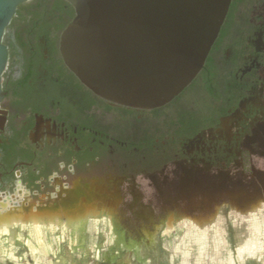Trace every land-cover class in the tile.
Returning <instances> with one entry per match:
<instances>
[{
    "label": "flooded vegetation",
    "instance_id": "1",
    "mask_svg": "<svg viewBox=\"0 0 264 264\" xmlns=\"http://www.w3.org/2000/svg\"><path fill=\"white\" fill-rule=\"evenodd\" d=\"M31 2L17 6L3 36L0 193L19 182L47 203L57 184L85 180L114 186L117 207L123 184L135 201L141 195L131 164L147 172L176 161L193 172L258 176L252 155L264 135V0H231L200 71L154 108L114 103L87 88L59 51L73 16L58 28L63 10Z\"/></svg>",
    "mask_w": 264,
    "mask_h": 264
},
{
    "label": "rangeland",
    "instance_id": "2",
    "mask_svg": "<svg viewBox=\"0 0 264 264\" xmlns=\"http://www.w3.org/2000/svg\"><path fill=\"white\" fill-rule=\"evenodd\" d=\"M258 139L256 178L193 172L176 161L147 172L131 164L136 201L123 184L112 213L39 233L15 225L0 233V264H264V135Z\"/></svg>",
    "mask_w": 264,
    "mask_h": 264
},
{
    "label": "water",
    "instance_id": "3",
    "mask_svg": "<svg viewBox=\"0 0 264 264\" xmlns=\"http://www.w3.org/2000/svg\"><path fill=\"white\" fill-rule=\"evenodd\" d=\"M0 0V98L8 60L3 41L17 6ZM74 15L60 33L65 65L92 92L134 108L161 106L200 71L231 0H66Z\"/></svg>",
    "mask_w": 264,
    "mask_h": 264
},
{
    "label": "bare ground",
    "instance_id": "4",
    "mask_svg": "<svg viewBox=\"0 0 264 264\" xmlns=\"http://www.w3.org/2000/svg\"><path fill=\"white\" fill-rule=\"evenodd\" d=\"M113 187L108 184L95 187L85 180L57 184L52 199L46 203L47 199H31L29 190L18 182L13 193H0V233H7L19 224H29L39 233L44 225L63 228L77 225L101 211L112 213L117 202Z\"/></svg>",
    "mask_w": 264,
    "mask_h": 264
},
{
    "label": "trees",
    "instance_id": "5",
    "mask_svg": "<svg viewBox=\"0 0 264 264\" xmlns=\"http://www.w3.org/2000/svg\"><path fill=\"white\" fill-rule=\"evenodd\" d=\"M32 6H36L38 9H47V5H51L52 9H61L64 12L63 17L58 21L57 27L61 28L65 25L70 17L74 15V8L66 0H32L30 3Z\"/></svg>",
    "mask_w": 264,
    "mask_h": 264
}]
</instances>
